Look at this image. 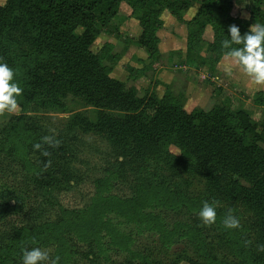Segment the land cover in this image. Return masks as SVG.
<instances>
[{"label":"trees","instance_id":"1","mask_svg":"<svg viewBox=\"0 0 264 264\" xmlns=\"http://www.w3.org/2000/svg\"><path fill=\"white\" fill-rule=\"evenodd\" d=\"M195 1L198 0H6L4 6L0 5V62L14 70V80L22 88L17 97L21 111L28 110L31 103L49 99L53 87L62 85L65 93L71 92L90 104L102 118L97 129L123 137V143L115 145L120 150L115 157L117 165L104 169L94 181L97 192L91 202L81 209H68L53 202L62 180L51 178L46 160L42 156L36 158L37 162L30 160L34 151L29 155V148L20 154L21 147L29 144L40 142L43 147L46 143L42 137L23 124V117L14 118L1 130L0 153L5 157L0 154V167L9 158H21L18 171H25L23 176L32 173L31 182L38 176L45 186L40 187L44 203L34 211L38 221L29 218L0 231V264H22V250L32 247L49 251L50 259L45 264H80L81 254L95 263L109 251L128 255L120 264H155L150 248L138 252L135 246L136 236L146 233L157 236L158 244L151 247L154 250L185 245L171 264L181 260L188 264H264V254H256L246 238L254 227L258 228L256 233H262L260 229L264 227V122H256L244 110L220 106L188 114L171 94L160 100L152 97L143 106L145 99L123 92L122 84L109 77L111 70L102 64L103 58L90 50L101 34L99 26H107L123 3L134 14L142 13L138 18L142 29L139 46L156 58L160 56L157 31L163 26L164 11L181 24L197 27L189 34V44L199 40L205 27L210 26L213 42L209 51L215 55V62L228 51L221 47V41L228 38L229 25H237L243 35L251 24L264 23V0H253L249 20L233 15L235 0H202L195 17L186 21L184 14ZM78 27L84 28L81 37L74 34ZM258 94L261 99L255 102L264 106L263 93ZM149 108L152 111L148 112ZM106 112H120L123 116ZM171 146L181 150V159L169 151ZM123 168L137 170L129 179V196L110 190L126 179L121 177ZM190 169L230 183L238 173L247 184L239 181L238 193H232V198L221 205L214 192L190 195L171 184L173 175L183 177V170ZM2 173L0 169V220L9 215L22 217L33 189L28 182L8 184ZM204 201L217 202V220L209 226L198 217ZM244 204L261 211L262 219L245 216L247 210L239 207ZM169 211L186 218L169 222ZM229 211L238 217L239 228L223 227V217ZM123 225L129 231H123ZM207 227L214 229L220 245L227 250L225 259L210 249L204 234ZM190 247L194 249L193 256L186 254ZM84 248L87 252H81Z\"/></svg>","mask_w":264,"mask_h":264},{"label":"rangeland","instance_id":"2","mask_svg":"<svg viewBox=\"0 0 264 264\" xmlns=\"http://www.w3.org/2000/svg\"><path fill=\"white\" fill-rule=\"evenodd\" d=\"M201 3L202 0L192 3L191 8L184 14L186 21L195 17ZM5 4L6 0H0L1 6ZM253 7V0H235L232 13L236 17L249 20ZM141 15L140 12L134 14L128 5L123 3L117 16L107 26H99L101 34L90 45L91 52L102 57V64L110 68L109 77L122 84L123 92L134 95L139 100L145 99L143 106H147L152 97H157L160 100L165 95L171 94L179 99L184 111L188 114L195 110L208 112L220 106L231 110H244L250 113L256 122H264V106L255 102V100L261 99L259 92L263 93L264 97V85L254 84L237 66H233L231 74L225 73L224 65L228 63L226 56L218 62L214 61L215 55L209 51V45L213 42V30L210 26L205 27L199 40H194L192 44H189V34L197 27L190 28L181 24L168 11H164L161 15L163 26L157 31L160 56L156 58V56L150 57L148 52L139 46L142 29L139 26L138 18ZM83 33L84 28L82 27H78L74 31V34L80 37ZM189 57L197 62L192 63L187 59ZM64 89L62 85L54 86L49 99H40L41 101L38 100L37 103H31L27 107L28 110L24 112L18 106L14 113H0V132L8 127L12 120L15 121L14 118L23 117L22 122L29 130L36 132L41 137L50 135L58 139V146L52 147L43 144L42 149L34 150L30 147L33 144H29L21 147L20 154L23 155L24 150L28 148L30 149L29 155L34 151L33 157L30 155L29 159L37 162L36 158L42 156L47 162L51 178L57 181L62 180L56 187L53 202H58L68 209H81L96 195L94 181L101 176L104 169L112 168L113 164L117 165L115 157L120 153V150H117L115 145L118 141L123 143V137H119L116 132L105 130L101 132L97 129L95 126L102 119L98 113L94 112L95 110L89 106L90 104L88 105L71 92L65 93ZM147 111L150 112L152 109L149 108ZM106 113L115 117L123 116L120 112ZM262 147L264 148V144ZM45 150L49 155L42 154ZM169 151L181 159L182 152L179 148L171 146ZM4 157L5 153H2L1 158ZM18 162H21V158H9L0 169L8 184L21 182L23 185L28 182L31 190L33 189L28 200L30 204L27 205L24 216L9 215L4 220H0V231L21 223L23 220L28 221L29 218L32 222L38 221L37 213L34 214V211L44 203L40 187L45 184L40 183L37 179L38 176L31 182L32 173L23 176L25 171H18L21 166L18 165ZM5 166L9 168L6 171ZM190 171L183 170L185 174L180 178L173 175L171 184L190 195H197L201 192L205 195L214 192L217 195L216 200L221 205L232 198V193H238L236 188L239 181L241 184H247L245 180L238 177V173L234 177V183H230L217 178L204 177L192 169ZM120 172L121 177L126 176V179L110 190L119 196L132 195V183L129 179L132 180L135 176L136 168L126 170L123 168ZM244 176L242 174V177ZM249 206L244 204L239 207L247 210L245 216L257 215V218L262 219V212L251 209ZM167 215L169 222L186 218L182 213L170 211ZM121 229L129 231V228L124 225ZM256 229L258 228L254 227L248 231L246 238L252 250L261 256L264 251L258 249L260 245H264V235L262 234L264 227L260 229L262 233H256L258 231ZM204 234L206 238H209L210 249L221 256V259H225L224 255L227 254V250L220 245V239L214 229L209 230L207 227ZM135 240L138 252H144L146 248H150L152 253L150 257L155 261V264L176 262L178 254H181L180 252L185 246L184 244H174L171 249L166 251L161 248L154 250L153 246L158 244L157 236H151L148 233L136 236ZM193 250V247H190L186 254L193 256ZM81 252H87V249H81ZM80 256L82 258L80 264H120L128 258L126 253L114 251H109L104 255L105 257H101L99 259L101 263H98L99 261L90 262L91 259L83 254ZM181 261H178V264H188Z\"/></svg>","mask_w":264,"mask_h":264},{"label":"clouds","instance_id":"3","mask_svg":"<svg viewBox=\"0 0 264 264\" xmlns=\"http://www.w3.org/2000/svg\"><path fill=\"white\" fill-rule=\"evenodd\" d=\"M227 31L228 38L221 41V47L228 50L225 53L228 58V63L224 65L225 73L231 74L233 66H237L254 84L264 85V23L251 24L249 30L243 35L235 24L229 25ZM233 45H239V47ZM21 92L22 88L14 80V70L7 63L0 62V113H14L18 108L17 97ZM41 140L52 147L59 145V140L54 136L45 135ZM33 149H42V143H34ZM42 154L49 155L46 150ZM216 208L217 202L215 201L202 203L198 217L205 226L216 222ZM222 224L225 229L240 227L238 217L231 211L223 217ZM258 250L264 251V245H260ZM49 259V251L40 247L22 250V264H45ZM52 264H55V261H52Z\"/></svg>","mask_w":264,"mask_h":264}]
</instances>
